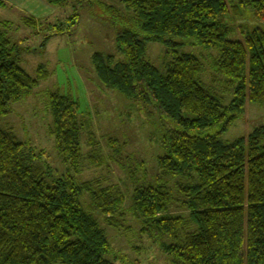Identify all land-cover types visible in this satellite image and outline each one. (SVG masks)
I'll return each mask as SVG.
<instances>
[{"label":"trees","instance_id":"obj_1","mask_svg":"<svg viewBox=\"0 0 264 264\" xmlns=\"http://www.w3.org/2000/svg\"><path fill=\"white\" fill-rule=\"evenodd\" d=\"M45 1L64 8L73 0ZM122 3L124 19L106 7L119 26L117 54L95 53L94 69L107 89L152 109L149 118L160 115L165 154L158 156L155 174L147 173L144 162L130 172L135 187L125 209L126 194L118 186L76 180L85 163L78 102L51 92L52 134L69 170L53 177L51 168L36 163L33 147L0 127V264H116L98 211L118 229L127 214L135 215L173 264H264V125L248 137L222 142L247 103L264 104V0ZM79 17L70 20L75 25ZM47 22L22 18L25 27L52 29L44 49L54 36L66 34L61 22ZM11 26L0 25V122L13 102L50 76L44 65L36 78L22 68L20 47L7 34ZM236 34L246 36L229 38ZM192 38L219 52L214 69L235 86L229 105L201 82L202 61L181 53L174 41ZM157 41L166 43L171 57L165 73L146 59L147 43ZM92 139V153H99ZM119 144L111 140L113 155H121L125 143ZM87 159L104 163L93 154ZM174 208L188 217L174 215Z\"/></svg>","mask_w":264,"mask_h":264},{"label":"rangeland","instance_id":"obj_2","mask_svg":"<svg viewBox=\"0 0 264 264\" xmlns=\"http://www.w3.org/2000/svg\"><path fill=\"white\" fill-rule=\"evenodd\" d=\"M108 6L114 7L123 19L128 14L122 0H73L67 7H54V13L44 18L48 21L46 25L61 22L66 34L54 36L45 49L42 46L52 29L42 26L36 30L22 23L16 26L12 22L7 34L20 47L22 68L36 78L38 67L44 65L50 76L41 81L27 98L10 105L11 112L2 118L0 127L13 132L20 141L33 147L38 156L36 163L51 168L53 177H61L68 172L69 166L60 155L52 134L53 116L49 97L51 92L58 91L71 95L78 102V115L83 123L82 153L85 163L81 173L75 175L76 180L118 186L126 194L124 207L129 209L135 187L130 172H135L138 165L144 162L147 173H156L157 158L165 154L160 142L166 128L159 114L149 118L147 113L152 109L147 111L119 92L107 89L96 75L93 55L117 54L116 33L119 26L108 12ZM76 14L80 17L74 25L70 18ZM245 36L236 34L229 38L243 40ZM174 41L181 44V53L193 54L202 61L201 82L212 88L224 105H229L235 86L214 69L219 52L204 48L193 38ZM167 51L164 41L149 42L146 59L165 73L166 64L171 61ZM261 125H264V104L247 103L244 115L222 137V142L228 144L248 137ZM92 138L98 145L99 153H92ZM111 140H116L119 145L125 143L120 156L113 155ZM90 154L97 155L98 161L104 160V163L87 161ZM82 202L85 208L90 207L87 196H83ZM173 213L188 217V213L180 209L174 208ZM95 215L110 240L113 249L110 259L116 264H173L162 245L142 231V224L135 215L127 214L119 229L109 226L100 211Z\"/></svg>","mask_w":264,"mask_h":264},{"label":"crops","instance_id":"obj_3","mask_svg":"<svg viewBox=\"0 0 264 264\" xmlns=\"http://www.w3.org/2000/svg\"><path fill=\"white\" fill-rule=\"evenodd\" d=\"M54 11V7L45 0H0V25L13 22L18 26L24 16L44 19Z\"/></svg>","mask_w":264,"mask_h":264}]
</instances>
